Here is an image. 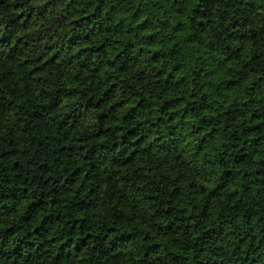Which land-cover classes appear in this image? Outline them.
I'll return each instance as SVG.
<instances>
[{"label": "trees", "instance_id": "1", "mask_svg": "<svg viewBox=\"0 0 264 264\" xmlns=\"http://www.w3.org/2000/svg\"><path fill=\"white\" fill-rule=\"evenodd\" d=\"M0 264H264V0H0Z\"/></svg>", "mask_w": 264, "mask_h": 264}]
</instances>
